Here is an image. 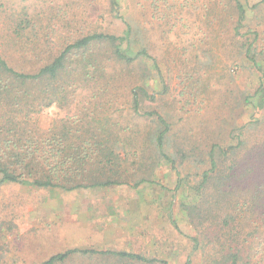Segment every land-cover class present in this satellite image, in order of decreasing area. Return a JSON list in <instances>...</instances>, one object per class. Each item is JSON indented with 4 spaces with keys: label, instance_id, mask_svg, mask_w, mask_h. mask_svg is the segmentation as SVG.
Here are the masks:
<instances>
[{
    "label": "rangeland",
    "instance_id": "rangeland-1",
    "mask_svg": "<svg viewBox=\"0 0 264 264\" xmlns=\"http://www.w3.org/2000/svg\"><path fill=\"white\" fill-rule=\"evenodd\" d=\"M245 1L248 17L240 33H262L264 0ZM117 3L115 10L111 0H0V55L18 71L48 64L66 45L93 33L122 36L130 29L135 44L123 43L122 50L130 57L139 48L148 55L124 63L113 55L112 46L93 44L85 57L100 60L96 83L89 81L88 87L70 95L76 99L71 109L54 105L37 118L41 131L60 127L82 100L90 102L100 89L101 98L90 109L94 107L96 118L117 125L120 142L114 167L127 184L63 191L0 183V264H41L70 249L126 252L160 262L152 264H212L204 255L207 248L200 245L203 229L216 230L213 216L234 212L222 202L220 210L213 205L215 185L209 184L202 194L196 186L209 167L211 146L229 145L235 128L261 118L258 129L248 132L243 151L247 154L242 165L253 167V175L238 180L239 172L233 184L238 194L228 199L235 207L237 201L251 203L241 191L256 181L264 186V160H257L264 159V110L246 103L264 85V76L238 56L232 32L236 16L222 22L223 5L231 6V0H178L160 4L159 10L152 8L151 0ZM173 4L174 16L167 10ZM20 29L23 33L17 35ZM258 39L264 40V34ZM135 87L153 97L141 100L136 111L129 100ZM149 112L169 125L163 153L173 164L156 149L160 126L157 115ZM142 178L153 183L133 188ZM255 190L252 186L251 192ZM207 201L212 215L203 223ZM248 203L246 209L254 208ZM255 205L259 208V199ZM64 264L142 263L76 257ZM252 264H264V245Z\"/></svg>",
    "mask_w": 264,
    "mask_h": 264
},
{
    "label": "trees",
    "instance_id": "trees-1",
    "mask_svg": "<svg viewBox=\"0 0 264 264\" xmlns=\"http://www.w3.org/2000/svg\"><path fill=\"white\" fill-rule=\"evenodd\" d=\"M177 1L151 0V6L159 10L160 4ZM246 6L248 5L245 0H231V6L223 5L221 19L222 22H226L227 16L232 14L236 16L232 32L236 39L238 56L251 63L256 72L262 73V77L264 76V40L258 39V36L263 35L264 30L262 33L258 31L240 33L248 17ZM111 7L115 10L119 8L117 0H111ZM170 9L173 11V16L177 14L174 4L168 6L167 10ZM22 33L23 29H20L17 35ZM98 43L112 46L113 55L124 63H131L139 57L148 56L140 48L136 49L134 57H130L122 50L123 43H126L127 47L135 44L130 29L122 36L93 33L82 37L66 45L48 64L32 72L14 69L0 55V183H29L37 188L63 191L127 184L126 180L121 178L119 170L114 167L118 159L115 147L120 142L116 132L117 125L113 122L109 125L106 119L96 118L91 110L94 107L90 109L92 102L101 98L100 89L96 92V87L92 86V92H96L97 95L93 93L92 100L88 103L87 99L82 100V106L76 112L69 113L60 127L54 126L41 131L37 126V118L44 109L59 104L71 109L76 99L70 95L88 87L89 81L96 83V66L100 64V60L86 58L85 52L93 44ZM143 99H153L145 88L135 87L130 91L129 100L135 111ZM253 99L255 102L251 101ZM246 103L251 104L256 111L264 110L263 83L251 98L246 99ZM147 115L157 114L149 112ZM157 120L160 128L155 140L156 149L164 160L173 164L170 157L163 153V141L169 131V125L159 115ZM261 124L262 118L255 119L250 124L235 128L230 133L229 145H212L208 153L209 167L203 171L196 186V191L202 194L209 184L215 185L213 205L220 210V202H222L226 208L234 212L224 216H213L217 220L216 230L208 226L203 229L200 245L204 250L207 248L204 255L212 264H252L253 257L264 245L263 184L258 181L255 184L249 182V186L241 191L250 196L251 203L237 201V208L228 199V196L237 193L233 184L239 172L242 173L238 180H247V176L251 178L253 175V167L242 165L247 154H243V151L249 143L248 132L258 129ZM260 140L264 142L262 138ZM248 154L249 158L253 155ZM261 156L264 157V152ZM257 160L264 159L257 156ZM260 174L263 177L262 173ZM144 183L153 182L142 178L132 187L136 188ZM252 186L256 189L253 192H251ZM225 189L230 190L228 192ZM240 197L236 195V199ZM258 199L259 208L255 205V200ZM207 203L208 216L206 220L203 219V223L210 221L212 215L213 207L208 201ZM247 203L254 208L248 206L246 209L244 206ZM203 223H200V226ZM76 257H115L121 261L142 264L160 263L156 259L126 252L70 249L52 255L41 264H64Z\"/></svg>",
    "mask_w": 264,
    "mask_h": 264
}]
</instances>
